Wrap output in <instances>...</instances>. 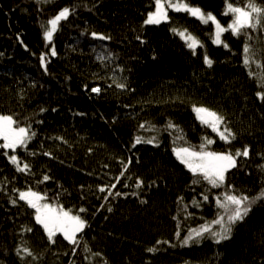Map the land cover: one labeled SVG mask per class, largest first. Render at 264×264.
<instances>
[{
  "label": "trees",
  "instance_id": "16d2710c",
  "mask_svg": "<svg viewBox=\"0 0 264 264\" xmlns=\"http://www.w3.org/2000/svg\"><path fill=\"white\" fill-rule=\"evenodd\" d=\"M184 2L211 12L224 26L232 19L223 15L226 0ZM230 2L243 6L244 0ZM256 2L264 6V0ZM65 7L70 15L46 41L47 22ZM153 9L154 0H0V114L36 133L26 149L7 150L30 165L28 172L17 171L0 149V264H264V199L233 226L230 239L217 244L205 233L198 243L182 245L191 229H199L203 213L219 230L211 224L225 214L217 197L231 192L251 200L264 190V100L257 96L264 92L258 67L264 63V30H247L251 39L225 32L216 44L214 24L183 11L145 24ZM173 28L186 29L199 46L188 48ZM93 32L111 39L94 38ZM245 43L255 52L250 66L243 62ZM53 46L56 56L50 55ZM205 55L214 61L211 67ZM93 87L101 91L93 93ZM194 106L225 117L235 138L222 141ZM169 123L177 128L168 129ZM137 136L158 143L133 147ZM205 137L214 141L210 151L249 146L250 154L237 158L224 185L201 179L205 194L198 195L190 186L193 173L174 149L199 150ZM44 175L50 179L43 181ZM111 184L116 187L110 191L127 195L105 200L107 190L98 188ZM28 187L72 214L87 210L80 213L89 226L78 234V245L60 233L55 243L48 240L35 210L18 200L16 190ZM23 247L33 255L18 254ZM152 247L158 251L148 252Z\"/></svg>",
  "mask_w": 264,
  "mask_h": 264
},
{
  "label": "snow or ice",
  "instance_id": "6c2138e0",
  "mask_svg": "<svg viewBox=\"0 0 264 264\" xmlns=\"http://www.w3.org/2000/svg\"><path fill=\"white\" fill-rule=\"evenodd\" d=\"M176 12H186L192 17L197 18L201 23L208 24L213 23L215 26V40L216 44H221V36L225 32H231L234 36L245 35L248 39L249 29L251 30H264V6H261L256 2V0H244L243 6H234L230 0H226L225 9L223 15H231L232 19L227 26H224L211 12L205 13L200 7L192 6L184 0H154V11L147 13V18L144 21L145 24H160L163 21L169 19V11ZM71 10L67 7L63 8L57 15L47 22V26L43 32L44 39L48 42L53 40L54 33L58 30V25L62 20H66L70 15ZM172 31L178 34L187 42V47L195 50L199 46V41L187 33V30L180 31L179 29L173 28ZM92 37L98 38L100 40H109L110 36H105L103 34L91 33ZM139 39V37H137ZM224 47H228L225 43ZM244 52V64L250 66L255 57V52L251 49L249 43H245L243 47ZM56 50L53 46L51 48L50 55L56 56ZM101 60L104 57H100ZM41 63L44 64L45 56L41 55ZM204 62L211 67L214 61L207 55L204 57ZM46 67V65H45ZM260 68V78L261 82L264 83V63H259ZM253 73L250 72V75ZM117 87L123 89L127 85L124 83L117 84ZM93 93H99L101 89L99 87H93L91 89ZM257 96L264 100V92H257ZM43 111V109H42ZM194 111L197 114L198 119L202 124L210 127L214 132H216L219 138L230 143L232 139L235 138V133L232 132L225 124V117L219 113L204 107H195ZM223 126V127H222ZM144 125H141L143 128ZM168 129H176L177 126L169 123L167 125ZM178 130V129H177ZM179 131V130H178ZM36 135L35 132L31 131L30 127L19 126V122L13 118L11 115L0 114V149H9L13 152L17 148H27L28 142ZM62 139V138H61ZM177 139H182V137H177ZM156 141V137L145 140L143 137L137 136L135 138L136 144L148 143L152 144ZM158 143V142H157ZM214 143L213 140L205 137V143L199 146V150L191 147H177L174 149V154L177 159L185 165L191 173L194 175L193 184L199 183L200 180L207 181L213 187H220L225 184L226 173L237 166V158L243 156L248 157L250 154V147L245 146L243 150H237L235 153L231 151L224 152H214L207 149L208 145ZM9 161L16 166V170L19 172H28L30 170V165L26 162H22L17 155H9L7 152L4 153ZM35 155V153H32ZM45 155L51 156V153H45ZM123 163V162H122ZM128 163H131L129 159ZM127 170V164L124 165V171L120 173V176H124ZM48 175L43 176V181L49 180ZM119 182V177L117 178V183ZM143 185V180H137L135 185L136 188H140ZM116 184L104 185L98 188V191L104 193L107 190V195L104 197L106 200L108 196H121L127 195V193H121L119 191L113 193L110 188H115ZM18 192V200L24 201L29 207L35 210V221L39 224L45 231L47 238L50 242L55 243V236L57 233L63 235L64 239L67 240L71 245H78L79 239L78 234L82 233L85 228H87L88 221L82 217L80 213H84L87 210L80 208L76 214H72L71 210H65L62 205L53 206L51 203L44 202L47 200L46 193H40L34 191L31 187L27 190ZM137 195V193H133ZM208 197L203 196V200L207 201ZM259 199H264V190H262L257 197H253L251 200L249 197L244 195H237L231 192H225L222 197H217L216 202L219 208L225 210V214L219 215L214 219L211 224L219 225V230H213L208 224L202 225L199 229H191L189 235L182 240L183 246H188L193 242L198 243L205 235L208 233L212 236L214 241L219 244L221 241L231 238L232 228L238 221H243L248 215L251 205ZM17 199H12L11 203L16 204ZM193 204L198 205L197 201H193ZM104 207V205H101ZM187 207L186 205L184 206ZM112 209L109 207L108 211ZM189 215H191L189 213ZM31 231V229H27ZM179 236V233H177ZM157 243H168L167 241H157ZM84 251L86 253H91V250L85 247ZM148 252H156L158 249L152 247L147 249ZM23 253L27 256H32L33 253L27 247L22 249H17V253ZM75 253V249H73ZM92 256H100V253H91ZM21 258H24L23 256ZM90 256H85V259H90ZM104 264H107L105 261Z\"/></svg>",
  "mask_w": 264,
  "mask_h": 264
},
{
  "label": "bare ground",
  "instance_id": "6f19581e",
  "mask_svg": "<svg viewBox=\"0 0 264 264\" xmlns=\"http://www.w3.org/2000/svg\"><path fill=\"white\" fill-rule=\"evenodd\" d=\"M153 11H154V9H153ZM221 40H222V38H221ZM227 48H229V46L227 47ZM242 52H243V47H242ZM244 53V52H243ZM10 151L9 149H3V152L5 153V152H7L8 153V151ZM193 176H191L190 175V186L192 187V189L194 190L193 191V193H196V192H198V195H203V194H205V192L202 190V189H200V185H199V183H196V184H193ZM210 204V203H209ZM212 205H213V203H212ZM211 206V205H210ZM211 208V207H210ZM204 215H205V218H198L199 219V221H200V225H198V227L200 228L202 225H205V224H208L209 226H210V223H209V221L207 220V214H205V213H203ZM82 238H80L79 240H81Z\"/></svg>",
  "mask_w": 264,
  "mask_h": 264
},
{
  "label": "rangeland",
  "instance_id": "374dc122",
  "mask_svg": "<svg viewBox=\"0 0 264 264\" xmlns=\"http://www.w3.org/2000/svg\"><path fill=\"white\" fill-rule=\"evenodd\" d=\"M2 143H3V141L2 140H0ZM48 203V202H47Z\"/></svg>",
  "mask_w": 264,
  "mask_h": 264
}]
</instances>
